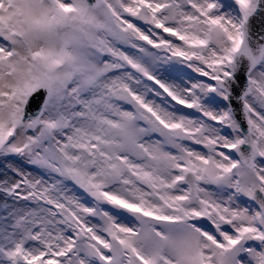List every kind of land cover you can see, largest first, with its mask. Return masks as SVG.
<instances>
[{"label": "snow or ice", "instance_id": "snow-or-ice-1", "mask_svg": "<svg viewBox=\"0 0 264 264\" xmlns=\"http://www.w3.org/2000/svg\"><path fill=\"white\" fill-rule=\"evenodd\" d=\"M0 264H264V0H0Z\"/></svg>", "mask_w": 264, "mask_h": 264}, {"label": "rangeland", "instance_id": "rangeland-1", "mask_svg": "<svg viewBox=\"0 0 264 264\" xmlns=\"http://www.w3.org/2000/svg\"><path fill=\"white\" fill-rule=\"evenodd\" d=\"M2 163H3V162H2V161H0V165H2Z\"/></svg>", "mask_w": 264, "mask_h": 264}]
</instances>
